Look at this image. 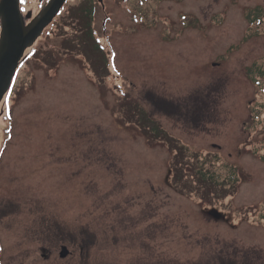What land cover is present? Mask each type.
<instances>
[{"label": "rangeland", "instance_id": "obj_1", "mask_svg": "<svg viewBox=\"0 0 264 264\" xmlns=\"http://www.w3.org/2000/svg\"><path fill=\"white\" fill-rule=\"evenodd\" d=\"M84 3L0 104L3 264H264V0H104L91 36Z\"/></svg>", "mask_w": 264, "mask_h": 264}, {"label": "water", "instance_id": "obj_2", "mask_svg": "<svg viewBox=\"0 0 264 264\" xmlns=\"http://www.w3.org/2000/svg\"><path fill=\"white\" fill-rule=\"evenodd\" d=\"M66 1L50 0L27 25L19 11V0L0 1V101L10 87L18 64L26 59L23 58L25 50L33 45Z\"/></svg>", "mask_w": 264, "mask_h": 264}, {"label": "flooded vegetation", "instance_id": "obj_3", "mask_svg": "<svg viewBox=\"0 0 264 264\" xmlns=\"http://www.w3.org/2000/svg\"><path fill=\"white\" fill-rule=\"evenodd\" d=\"M45 1L46 0H43L42 2H37V4L34 7H32V9H30V10L27 9L28 10L27 12L36 14L38 12V10L42 7V5ZM27 6H31L29 0H21V7H22L24 12H25ZM0 32H1V23H0ZM0 113H1V117H0V121H1L4 118L5 111L1 109ZM157 131L160 132V128L159 129L157 128ZM49 234H51V233H49ZM45 235H46V233H42L41 237L45 236ZM3 237H5V236H3ZM51 238L52 237H44V239H51ZM63 247H65V249H66L64 255H62V252H63L62 248ZM51 250L52 249H50V248H48V249L47 248H41V249H39V250L33 252L32 254H29V255L33 256L34 261L40 260V261L45 262L46 259H49L53 255V254H51L52 253ZM4 253H5V248H4L3 240H1V237H0V263L1 264H3L2 256L4 255ZM37 253H38V255H37ZM57 254H58L59 259H62V260H65V259L72 256V252L69 250L68 246H66V245H61L60 250L58 251ZM34 255H37V258L34 257Z\"/></svg>", "mask_w": 264, "mask_h": 264}, {"label": "trees", "instance_id": "obj_4", "mask_svg": "<svg viewBox=\"0 0 264 264\" xmlns=\"http://www.w3.org/2000/svg\"><path fill=\"white\" fill-rule=\"evenodd\" d=\"M79 16L84 17L87 20V25L89 28V33L88 35L91 36V20H92V7L90 6H79ZM251 14H253V19L259 18L261 14L256 10L254 13H250L247 15V18H250ZM94 51L98 52L99 51V46L95 45L94 46ZM256 73L259 78L264 79V69H261L260 67L258 68H252L250 69V74ZM263 91H264V86H263ZM260 108L262 111H264V103L260 105ZM201 176L203 178H207L206 173H201ZM209 180H211V175L208 177ZM215 183V182H214Z\"/></svg>", "mask_w": 264, "mask_h": 264}, {"label": "snow or ice", "instance_id": "obj_5", "mask_svg": "<svg viewBox=\"0 0 264 264\" xmlns=\"http://www.w3.org/2000/svg\"><path fill=\"white\" fill-rule=\"evenodd\" d=\"M4 99H5V103H7V97H5Z\"/></svg>", "mask_w": 264, "mask_h": 264}]
</instances>
